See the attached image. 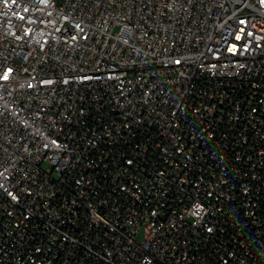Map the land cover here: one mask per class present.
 <instances>
[{
  "label": "built area",
  "instance_id": "obj_1",
  "mask_svg": "<svg viewBox=\"0 0 264 264\" xmlns=\"http://www.w3.org/2000/svg\"><path fill=\"white\" fill-rule=\"evenodd\" d=\"M0 264H264V0H0Z\"/></svg>",
  "mask_w": 264,
  "mask_h": 264
},
{
  "label": "rangeland",
  "instance_id": "obj_2",
  "mask_svg": "<svg viewBox=\"0 0 264 264\" xmlns=\"http://www.w3.org/2000/svg\"><path fill=\"white\" fill-rule=\"evenodd\" d=\"M50 165L49 164H44L43 165V168H48ZM142 234H140L139 236H138V239H141L142 238Z\"/></svg>",
  "mask_w": 264,
  "mask_h": 264
},
{
  "label": "snow or ice",
  "instance_id": "obj_3",
  "mask_svg": "<svg viewBox=\"0 0 264 264\" xmlns=\"http://www.w3.org/2000/svg\"><path fill=\"white\" fill-rule=\"evenodd\" d=\"M4 79H7V76H4Z\"/></svg>",
  "mask_w": 264,
  "mask_h": 264
}]
</instances>
